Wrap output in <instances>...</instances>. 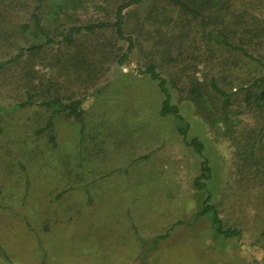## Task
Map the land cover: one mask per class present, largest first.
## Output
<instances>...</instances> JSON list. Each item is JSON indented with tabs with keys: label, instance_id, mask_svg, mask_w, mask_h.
<instances>
[{
	"label": "rangeland",
	"instance_id": "obj_1",
	"mask_svg": "<svg viewBox=\"0 0 264 264\" xmlns=\"http://www.w3.org/2000/svg\"><path fill=\"white\" fill-rule=\"evenodd\" d=\"M57 1L45 0L37 10L55 41L43 59L36 57L33 105L0 112V264H264V112L244 101L245 87L264 86V69L202 38L204 27L175 7L155 3L154 10L153 2L125 10V35L135 47L118 64L114 55L127 43L111 27L82 32L69 45L60 35L72 25L112 22L118 0H78L66 17L54 18L50 7ZM35 4L0 0L9 38L17 25H32ZM230 4L260 21L259 37L243 31L236 37L264 63V1ZM155 15L159 21L149 19ZM39 41L40 34L28 32L14 40ZM85 47L88 61H74L71 54ZM58 53L69 55L56 61ZM219 59L228 63L220 67ZM148 63L166 79L180 118L159 115L162 95L142 72ZM18 71L12 66L0 76L4 107L26 100ZM212 75L231 94L230 104L214 96L208 110H200L188 89L193 79L206 82ZM56 95L82 99V136L80 122L63 113L53 118V142L48 130L38 132L51 113L40 103ZM186 125L187 136L202 141L210 168L203 190L193 184L201 157L177 132ZM207 193L223 225L240 230L238 237L216 236L207 217L195 218Z\"/></svg>",
	"mask_w": 264,
	"mask_h": 264
},
{
	"label": "trees",
	"instance_id": "obj_2",
	"mask_svg": "<svg viewBox=\"0 0 264 264\" xmlns=\"http://www.w3.org/2000/svg\"><path fill=\"white\" fill-rule=\"evenodd\" d=\"M34 1L36 4L30 14L33 26L29 23H22L17 25V30H14L12 32V38H9L10 32L7 31L3 26V20L4 17H6V10L3 11V13L2 10H0V42L5 41L7 43V45L5 46L6 48H1L3 45L0 44V76H4L7 70L12 68V66H20V71H18V73L16 72V76H18V80H24L23 86L27 87L24 92L26 100L19 102L17 101L16 103L7 105L6 107L0 105V112H2V110L14 111L26 108V106L33 105L34 102L31 90L34 88V85L39 78V69L35 65V62H37L36 57L41 55L40 58H42L43 54L45 55V52L50 50V45L55 41L51 36V30L48 31L44 24L41 23L40 16L37 12L38 8L45 0ZM263 1L264 0H247V3L257 7L261 5ZM150 2H153L152 9L154 10H158V7H156L155 3H165L175 7L182 13V15L187 18L188 21H191L190 19L195 20L199 23V26H202V28L204 27L200 30L201 32H203L200 33V36L202 38L211 40V42L216 41L219 44V48H228L229 50L227 49V51L229 52L236 51L240 53L242 57L250 58L251 60L255 61L264 69V63H262L260 58L255 57V55L251 54L245 47V45L242 44L240 37H236L242 31L245 32V34L247 33L250 36V39L253 37H259V34H261V28L259 29L260 21H258L256 16H254L253 14L247 15L246 17L245 13H241L237 11V9L229 8V6L232 7V4H230V0H118V3L114 8V19L112 22L101 20L98 22H89L83 25H72L67 32L65 31L60 33L62 42H65L67 45L74 44V42L76 41L75 35L81 34L82 32L92 33L96 30L111 27L112 29H114L116 37L118 39L125 40L127 43L126 48L123 52L114 55L117 63L122 64L127 60L129 53L135 47L134 38L131 35H125V10L131 7L146 5ZM77 3H79L78 0H58L57 3L53 2L50 7V10L52 11L51 15L54 16V18H58V16L62 14H64L65 16L66 10L68 8H76ZM6 8L7 7H5V9ZM226 15H229V19H225ZM155 16L156 17H150L149 19L155 22L159 21L160 19L157 18V15ZM216 24H221L224 28L220 29L214 27ZM235 25H240L242 26V28H239L238 30L234 29L233 26ZM205 27L208 28L205 29ZM27 32L33 34L34 36L40 34L43 37V41L30 44H21L14 42L15 39L25 38ZM198 41L199 40L194 39L193 43H196ZM13 42L16 43V45L12 44ZM85 49L86 51L83 53L79 52L77 54H71L73 60L88 61L87 59L90 54L87 47H85ZM208 52H211L212 55L214 52V48H210V51ZM98 53L100 52H95V54ZM68 55V53H58L55 57L56 61H65ZM38 62H40V60H38ZM216 63L220 67H223L228 62H225L223 59H219V61H217ZM21 64L23 65L21 66ZM93 71L94 68L88 70V78L92 76L91 72ZM142 72L148 74V76L156 82L157 88L162 95V99L158 109L159 115L163 117L171 115L173 117L180 118L177 105L171 102V95L167 87V81L157 70V66L154 63H148L144 67V70ZM217 72H220V69ZM217 79H219V77L216 78L214 75L208 78L206 82L205 80L198 81L197 79H193L194 81L191 83V87L188 89V91L190 94L189 98L193 100L196 108L200 110H208L207 108L209 104L212 103V99L214 96L218 99L222 98L221 103L223 106H227L228 104H230L231 94L227 93V91L219 85ZM253 84L259 88L258 91H253L252 87H245L244 101L247 103H253L258 110L264 112V86L259 87L258 81H254ZM40 105L50 109L51 113L48 117L46 125L40 128L38 132H41L45 129L48 130L50 133L49 138L52 142L54 131L53 118L55 115L60 113L72 116L76 120H78L80 122L79 131L81 136L83 135L84 114L82 110L81 98L68 99V101H63L62 97L56 95L53 96V98L42 100ZM207 116H209L210 118V114H208ZM209 118L207 117V120H210ZM187 130V125L185 127L180 126L177 128V132L181 135L184 144L191 147L192 150L201 157L200 173L197 177L194 178L193 184L196 189L203 190L205 188V181L210 178V168L207 164L206 158L202 155V141L195 136L188 137ZM199 208V211L195 214V218H199L202 216L207 217L210 223L211 231L214 235L222 236L223 238L238 237L240 235V230L238 228L223 225V222L218 215V211L210 202L209 193H207L203 198L200 199Z\"/></svg>",
	"mask_w": 264,
	"mask_h": 264
}]
</instances>
